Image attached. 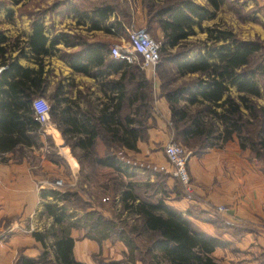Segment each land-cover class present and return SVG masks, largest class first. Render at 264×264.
<instances>
[{
	"label": "trees",
	"instance_id": "16d2710c",
	"mask_svg": "<svg viewBox=\"0 0 264 264\" xmlns=\"http://www.w3.org/2000/svg\"><path fill=\"white\" fill-rule=\"evenodd\" d=\"M205 1L210 8L195 0H142L150 21H154L161 31L158 62L162 52V63H171L174 77H191V81L169 88L173 77L170 82L166 78H170L168 72L158 76L159 95L168 103L173 137L197 154L221 147L224 142L236 137L240 148L249 149L250 157L260 161L264 168V107L256 103V99L262 96L263 47L258 41L240 39L231 30L218 25L203 30L202 22L212 19L225 2ZM19 2L10 1L12 4ZM28 4L22 6L20 13L33 16L32 33L25 44L34 54L36 69L21 66L8 55L13 46L12 39L1 35L0 31V44L5 43L0 46V65L3 66L0 71V154L13 152L17 158L25 154L27 146H37L41 142L42 129L35 120L32 101L45 96L48 71L43 59L57 50L73 71L87 75H108L101 67L106 60L104 68L109 67L115 78L106 80L104 84L109 85L114 93L101 102L99 108L86 99V106L82 109L75 105V101L69 103L58 80L49 93V102L46 100L49 117L72 143L81 169L86 165L92 169L107 167L118 175L133 176L114 150L121 147L135 150L138 141L145 139L147 122L153 112L152 81L138 65L113 58L107 40H89L82 34L67 31L47 36L43 11L29 10ZM5 5L6 2L0 0V12ZM68 7L78 22L89 21L88 30H100L105 35L117 37L127 36L125 21L113 4L102 2L82 10L68 2ZM111 15L114 18L109 20ZM194 27L207 32L206 39L196 52L191 55L194 48H184L181 53L173 54L171 49L183 45L189 36L195 35ZM60 40L71 51L56 48ZM93 66L101 68L93 71ZM233 88L236 95L232 92ZM189 107H196V111L189 112ZM253 125H257L254 130L251 128ZM98 143L105 148L102 155L97 153ZM116 179L119 182L115 190L120 203L118 220L89 210L82 218L85 236L98 242L104 239L122 241L128 249L127 258L131 263L140 259L142 264H218L212 252L225 246L224 241L195 226L186 213L167 205L164 200L167 195L154 197L148 194L141 197L132 182ZM41 195L53 200L44 204L42 209L52 222L43 232L34 231L33 235L41 241L52 237L50 247L54 264H86L73 257L74 239L70 236V229L80 227L81 220L68 222L74 214L65 204L69 197L79 193L49 190ZM122 214L125 216L120 219ZM137 253L141 255L137 256ZM48 256L49 252L44 250L37 261H49ZM34 262L32 259L18 260V264Z\"/></svg>",
	"mask_w": 264,
	"mask_h": 264
},
{
	"label": "crops",
	"instance_id": "0c3cea01",
	"mask_svg": "<svg viewBox=\"0 0 264 264\" xmlns=\"http://www.w3.org/2000/svg\"><path fill=\"white\" fill-rule=\"evenodd\" d=\"M31 0H20L14 3L18 18L25 17L27 24L19 28L18 32L9 36L1 27V35L12 39L13 46L8 55L15 58L19 65L27 68H37L33 52L25 44V41L32 33V15L20 13L22 6ZM79 1V0H78ZM97 0H81L80 2H96ZM74 4L76 0H71ZM70 2V3H71ZM72 5V4H71ZM77 7L78 5L75 4ZM24 8V7H23ZM29 10L35 11L34 5L28 4ZM78 8V7H77ZM91 7H79L78 9L88 10ZM71 13H66L68 27L61 28V31L69 33L76 32L86 36L89 40L104 39L123 40L124 36L105 35L100 30H88L90 25L87 20H80ZM111 15L109 20H112ZM44 22V20H43ZM44 25L46 26L45 22ZM49 29V28H48ZM46 28L45 34L51 37ZM49 43V41H48ZM1 43L0 46H4ZM59 50L71 51L65 48L62 40L56 45ZM75 49V48H73ZM22 53V54H20ZM106 60L101 65L108 75L93 76L82 72L73 71L57 50H53L51 56L43 59L47 74V89L45 96L50 100V91L60 81L64 94L69 103L75 101V105L84 108L86 99L99 108L101 102L108 100L112 93L111 87L105 85V81L115 78L110 73L109 67H105ZM93 66L92 70L101 68ZM3 66L0 65V71ZM233 94L236 95L234 88ZM65 103L63 102L62 105ZM164 115L169 117V107L166 99H158ZM156 127L150 128L151 139L147 143L138 142L137 148L142 145L141 153L147 159L164 165L167 170L170 166L162 150H159L157 142L164 137V120L157 122ZM63 126H65L63 124ZM37 146L30 145L25 148V154L16 158L13 152L0 154V264H18L19 259L35 260L31 264H46L37 261L42 251L49 252V261L54 259L50 244L52 237L44 238L43 241L36 238L33 232H40L51 225L52 218L43 217L38 219L42 212L43 205L53 202L51 197H42L44 190L37 189V182L52 174L53 163L46 155V146L43 142H70L62 131L50 118L40 135ZM31 154V155H30ZM249 149H241L236 137L224 142L221 147H213L203 153H192L188 158L187 169L190 177L189 193L177 195L173 186L177 181L172 176L167 178L166 189H168L165 203L174 209L186 213L187 218L198 228L207 234L219 237L225 242V246L217 247L212 256L221 264H264V168L260 161L250 157ZM134 177H127L132 182ZM151 179L143 181L149 183ZM151 183V182H150ZM178 183V181H177ZM170 189V190H169ZM47 191V190H45ZM223 204L227 207L224 213L214 210L216 205ZM215 216L220 219H215ZM17 218V219H16ZM215 219V220H214ZM17 220V221H16ZM216 221H219L217 223ZM15 222L14 224H12ZM19 225H16V224ZM12 224V225H11ZM243 226L235 231L234 227ZM39 230V231H38ZM79 230L71 228L70 236L74 239L72 254L76 261L86 264L96 263L94 258L104 257L105 261H119L127 257L126 245L120 241L104 239L98 242L84 234L78 236ZM97 255V256H96Z\"/></svg>",
	"mask_w": 264,
	"mask_h": 264
},
{
	"label": "rangeland",
	"instance_id": "374dc122",
	"mask_svg": "<svg viewBox=\"0 0 264 264\" xmlns=\"http://www.w3.org/2000/svg\"><path fill=\"white\" fill-rule=\"evenodd\" d=\"M4 1L6 2V5L0 12V18L2 20L1 27L5 29V33L7 35L13 36V34L18 32L19 28H23V26L28 25L27 21L25 20L26 16L23 18H18V13L16 14V6L14 5V3H10L11 0ZM80 1L81 0H76V3L73 4L71 0H31L29 4L34 5L37 8L36 10L43 11L42 18L46 24V28H49V34L52 35L60 32L62 30L61 28L68 27V22L66 20L67 17H65L67 12L68 14L71 13V10L69 9L70 7H68V2H71L73 6H75V4L78 5V8L91 7L93 4H99L102 2L113 4L117 6V13L121 16L122 20L125 21L126 31L134 27H144L146 28L149 35L161 46V31L156 27V23L154 21H150V17L147 14L142 0H97L93 3ZM195 1L202 5L208 6L205 0ZM55 2L58 3L56 6H53V3ZM208 7L210 8V6ZM5 8L8 9V11L5 10ZM9 12H12V16H9ZM124 15L125 17H123ZM213 25H218L220 28H227L231 30L240 39L258 41L259 43H261L263 47L262 60L264 62V0H225V2L216 11L215 16L212 19L204 20L201 24L203 30ZM194 30L195 35L189 36L188 39L183 42V45L171 49V52L173 54L181 53L184 48H194V50L190 52L191 55L196 52L198 46L201 45V42L206 39L207 32L200 31L198 27H194ZM126 38L127 36H124L123 39L126 40ZM114 42L116 41L110 40V43ZM162 60L163 58L161 52L160 62H157V64L152 69H143L148 79H150L153 83L154 103L153 112L147 122L148 128L146 137L145 139L139 140L138 142L142 144L149 142L151 139L150 128L156 127L158 125L157 122L164 120V123H160L165 128L164 137L157 141L159 142V150H162L163 152V147L165 144H167L168 142H175L182 145L186 150L190 151V155H192L193 152L191 151V149L183 144L181 140L173 137V133L169 125L170 110L169 117L163 118L162 115L164 114L160 105L158 104V99L161 98V96L159 95L160 80L158 78V76H160V73L162 74V72H164L166 74L168 72V76L170 78H166L169 79L170 82H172L171 77H173L172 80L174 81L172 85L169 86V88H173V86H175L177 83L189 82V80L191 81V77H174L173 75L175 73L173 67H171V63H162ZM160 63L162 65H160ZM261 89L262 96L256 99V103L258 106L264 107V75L261 77ZM43 98L49 102L46 96H43ZM188 110L189 112L193 113L196 111V107H189ZM256 127L257 125H253L251 128L254 130ZM44 128L45 124L41 125L42 132ZM41 145L46 146V155L52 160L53 170L51 175L47 174L46 177L40 178L38 182L43 180L62 179L64 184L60 188L56 189L57 191L62 193L76 191L79 193V195L77 196L69 197L65 202V204H67L69 212H71V214H74V217H72V219H70L68 222H76V220H81V223L79 221L80 227L77 228L79 230V237L82 234H85L86 229L82 218L84 217L83 215H85V213L89 210H96L107 218H111L115 221L118 220V215L120 213V203L118 202L117 191H115L119 187V182L116 178L118 177L124 182H129V179H127L126 176L118 175L114 170L107 167L96 166L94 169H92L89 168L88 165H86L85 168L81 169L79 161L80 159L74 153L71 142L47 141L41 143ZM104 149L105 148L102 143H98L96 147L97 153L102 155ZM141 149L142 145L138 148L136 146L135 150L121 147L116 148L114 152L117 157L125 164V166L127 167V171L134 174L132 183L136 185L135 190L137 194H139L141 197L148 194L154 197L162 196V194L167 195L166 192H168V189H166L165 186L167 185V178L169 176L173 177L171 165L167 161L170 166V170L168 171V168H166L164 165L155 163L154 161L144 157V155L141 153ZM148 178L151 179V183L149 182L143 184L142 182L147 180ZM177 181L174 180L177 186H173L174 191L178 192L177 195H180L181 193L188 194L189 192L186 190V187L179 181L177 183ZM45 190L49 191L53 189H44V191ZM216 207L217 205L214 207V210L218 212ZM42 215L45 214H43L42 212L40 213V215L38 214L39 220L42 219ZM124 216L125 215L122 214L121 216H119V218L123 219ZM45 217L47 218L46 215ZM45 217L43 218L47 220ZM215 219L219 220L220 217L215 216ZM216 222L219 223V221ZM14 223L15 222H13L12 224ZM69 224L70 223H68V225ZM16 225L19 224L17 223ZM242 228L243 226L234 227V229H236L235 231H238ZM43 231L44 230L41 229L40 232ZM138 254L139 253H137L136 255L138 256ZM128 258L124 256L119 261H105L106 258L99 256L98 258L94 259L96 260V263H99L100 261L102 264H111L113 262H119V264H142L140 259H136L133 263H131ZM218 261L219 262L217 263L221 264V260L218 259ZM45 263L54 264V260L45 261Z\"/></svg>",
	"mask_w": 264,
	"mask_h": 264
},
{
	"label": "built area",
	"instance_id": "2783aa9c",
	"mask_svg": "<svg viewBox=\"0 0 264 264\" xmlns=\"http://www.w3.org/2000/svg\"><path fill=\"white\" fill-rule=\"evenodd\" d=\"M160 44L156 42L144 27H134L127 30L126 40L116 41L109 45L110 55L118 60H124L129 64H136L141 69H152L159 60ZM32 106L35 112V120L40 125L47 124L49 117V104L43 97L33 99ZM41 108V109H40ZM164 155L172 167L173 177L189 191L190 177L187 171V160L190 151L175 142H168L163 147ZM62 179L43 180L38 182L37 189L56 190L63 186ZM218 212H226L225 205H217Z\"/></svg>",
	"mask_w": 264,
	"mask_h": 264
},
{
	"label": "bare ground",
	"instance_id": "6f19581e",
	"mask_svg": "<svg viewBox=\"0 0 264 264\" xmlns=\"http://www.w3.org/2000/svg\"><path fill=\"white\" fill-rule=\"evenodd\" d=\"M41 109V108H40Z\"/></svg>",
	"mask_w": 264,
	"mask_h": 264
}]
</instances>
